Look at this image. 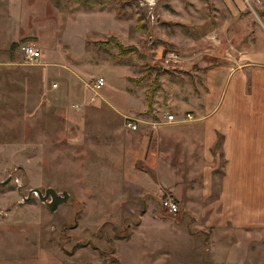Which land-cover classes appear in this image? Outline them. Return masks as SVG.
<instances>
[{"label": "rangeland", "instance_id": "rangeland-1", "mask_svg": "<svg viewBox=\"0 0 264 264\" xmlns=\"http://www.w3.org/2000/svg\"><path fill=\"white\" fill-rule=\"evenodd\" d=\"M23 1L21 13L19 6L14 7L19 14L13 10L8 31L15 35L14 24L21 21L15 36L20 44L14 51L0 50V184L11 190L20 186L22 197L21 204L11 197L0 207V264H118L115 250L128 247L118 239H129L124 236L131 235L148 207L162 217L182 212L179 208L170 214L163 208L161 197H167V191L154 196L121 185L118 172L125 160L121 136L114 129L128 118L99 104L98 92L88 83L103 74L107 89L122 93L128 87L142 98L156 73L140 83L132 78L156 66L171 91L165 106L172 102L167 109L160 102V113L182 118L192 112L194 118L195 109L208 96L207 71L200 64L213 65L214 0H154L153 4L115 0L102 8H85L75 0ZM117 2L127 3L121 19L116 16ZM243 4L234 23V40L241 42L244 37V45L264 53V0H243ZM165 12L187 24L165 23L161 15ZM139 21L145 29L139 28ZM177 31L194 37L195 47L163 41V35ZM110 35L137 45L142 55H121L114 43H104ZM30 42L42 52L36 63L28 62L21 50ZM201 54L204 60L197 61ZM91 95L96 98L88 102ZM140 97L129 94L123 103L135 111ZM221 152L218 142L214 153L219 167L224 164ZM181 154L171 151L173 168L195 167ZM51 186L70 194L56 210L37 193L29 194L31 188L44 191ZM172 235L164 239L168 254L156 256L163 258L162 264H208L209 233Z\"/></svg>", "mask_w": 264, "mask_h": 264}, {"label": "crops", "instance_id": "crops-1", "mask_svg": "<svg viewBox=\"0 0 264 264\" xmlns=\"http://www.w3.org/2000/svg\"><path fill=\"white\" fill-rule=\"evenodd\" d=\"M23 3L0 0V50L19 41L15 36L21 21L14 24L19 30L15 35L8 31L13 10L17 12L14 7L19 6L21 13ZM214 7V52L210 55L213 65L205 72L208 96L195 109L194 118L184 120L183 116H176V120L168 122L159 105L154 114H149L145 92L141 98L128 87L116 93L105 84L98 91L99 104L104 103L137 123L135 129L127 127L126 122L114 129V134L121 136L125 160L124 168L118 172L121 185L154 196L167 191L182 212L162 217L148 207L129 239H118V243L128 246L115 250L118 264L165 263L163 258L156 257L168 254L163 250L164 239L175 233L193 236L203 231L210 237L209 246L205 247L211 257L208 264H264V53L244 45V37L241 42L234 40L233 27L241 12L239 8H245L243 0H214ZM169 13L161 14L165 23L187 24L182 18L168 16ZM162 38L181 48L196 44L195 38L183 31ZM199 59L204 60V54ZM43 63L48 61L44 59ZM129 94L141 99L135 111L123 103ZM144 112L145 115L136 116ZM218 142L224 158L221 167L214 153ZM177 150L184 153L183 160L189 158L195 167L173 168L170 154ZM248 160H252L251 165ZM11 197L22 203L20 186L11 190L0 184V207L10 203ZM198 254H203L202 250Z\"/></svg>", "mask_w": 264, "mask_h": 264}, {"label": "trees", "instance_id": "trees-1", "mask_svg": "<svg viewBox=\"0 0 264 264\" xmlns=\"http://www.w3.org/2000/svg\"><path fill=\"white\" fill-rule=\"evenodd\" d=\"M76 2H78L79 4H81L82 6H84L85 8H90L93 6H100L105 7L108 6L109 3L115 1V0H75ZM116 2V1H115ZM126 2H120V3H116L115 5V10H116V16L117 18H123L126 16L125 13L122 12V10L124 9V6H126ZM141 27H140V26ZM145 25V24H144ZM143 24H141V22H138V26L139 28H146V26H144ZM100 41V40H99ZM104 43H108V42H112L114 43L116 49L118 50V53H120L121 55H127V54H134L135 56L140 57L142 55V51L140 50V48L135 45V44H124L120 39H118L116 36L114 35H110L107 39L103 40ZM20 44V41H14L12 42L9 50L10 51H14V49ZM209 66H204L202 67V70H208ZM150 72H146L142 74V76L139 77H135L132 78L134 82L136 83H140L142 82L146 76H149L153 73H156L154 81L151 82V84L149 85L148 89L145 92V103H146V112L149 114H154L157 110V105L162 102L164 105H167L169 100L171 99V91L170 89L166 88V82L165 80H162L160 78L162 71H160L159 68H157L156 66H149ZM148 71V70H147ZM130 234L124 236L126 238H129ZM85 245V244H83ZM95 248H97V246H94Z\"/></svg>", "mask_w": 264, "mask_h": 264}, {"label": "built area", "instance_id": "built-area-1", "mask_svg": "<svg viewBox=\"0 0 264 264\" xmlns=\"http://www.w3.org/2000/svg\"><path fill=\"white\" fill-rule=\"evenodd\" d=\"M148 1L151 4H153L154 2V0H148ZM247 1L250 3V0H247ZM255 1L260 3L262 0H255ZM21 50L26 60L30 63H36L41 57V50L33 42L23 44L21 46ZM105 84H106V79L103 76H99L93 83H88V86L96 90V92H98V89L104 86ZM95 98H96L95 95H91L88 98V102L94 101ZM74 106L77 108H80V104H74ZM165 118H166V121L168 122H171L177 119L176 115L173 112H166ZM192 118H193V114L191 112H186L185 117H183L184 120L192 119ZM126 126L132 129H135L137 128V123L132 118H128L126 120ZM161 204L163 208L170 214H176L180 208L178 202L170 196L162 197Z\"/></svg>", "mask_w": 264, "mask_h": 264}, {"label": "water", "instance_id": "water-1", "mask_svg": "<svg viewBox=\"0 0 264 264\" xmlns=\"http://www.w3.org/2000/svg\"><path fill=\"white\" fill-rule=\"evenodd\" d=\"M33 192L37 193L39 198L46 202L52 210H56L59 206V203L67 201L70 195L67 190L58 191L52 186L47 187L44 191L37 187L31 188L29 194ZM24 198H26V196Z\"/></svg>", "mask_w": 264, "mask_h": 264}]
</instances>
